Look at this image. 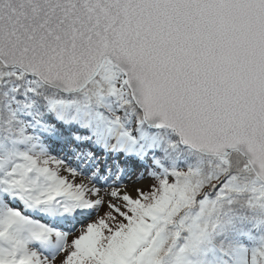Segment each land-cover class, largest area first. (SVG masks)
Masks as SVG:
<instances>
[{"label": "snow or ice", "instance_id": "6c2138e0", "mask_svg": "<svg viewBox=\"0 0 264 264\" xmlns=\"http://www.w3.org/2000/svg\"><path fill=\"white\" fill-rule=\"evenodd\" d=\"M0 264H264V0H0Z\"/></svg>", "mask_w": 264, "mask_h": 264}, {"label": "rangeland", "instance_id": "374dc122", "mask_svg": "<svg viewBox=\"0 0 264 264\" xmlns=\"http://www.w3.org/2000/svg\"><path fill=\"white\" fill-rule=\"evenodd\" d=\"M133 187V185L131 184V182H129V188L131 189Z\"/></svg>", "mask_w": 264, "mask_h": 264}]
</instances>
